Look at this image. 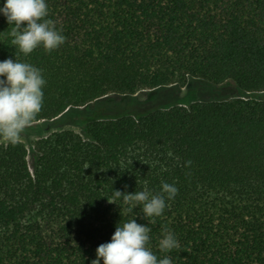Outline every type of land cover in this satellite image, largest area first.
<instances>
[{
    "label": "trees",
    "instance_id": "trees-1",
    "mask_svg": "<svg viewBox=\"0 0 264 264\" xmlns=\"http://www.w3.org/2000/svg\"><path fill=\"white\" fill-rule=\"evenodd\" d=\"M46 2L65 43L24 56L0 15V61L43 71L31 125L77 119L85 133L41 136L34 171L24 143L0 145V264H91L133 218L172 264H264V99L162 105L190 81L264 93V0ZM162 182L178 192L150 222L106 198ZM164 228L179 242L168 253Z\"/></svg>",
    "mask_w": 264,
    "mask_h": 264
},
{
    "label": "clouds",
    "instance_id": "clouds-1",
    "mask_svg": "<svg viewBox=\"0 0 264 264\" xmlns=\"http://www.w3.org/2000/svg\"><path fill=\"white\" fill-rule=\"evenodd\" d=\"M0 15L13 25L10 35L11 43L19 52L28 56L37 48L47 52L59 49L66 37L49 19L46 0H4L0 6ZM15 56V55H14ZM46 80L42 69L27 63L8 58L0 61V140L16 145L25 130L31 126L41 112L44 102ZM127 187V186H125ZM178 192L174 184L162 182L161 191L153 194L142 190L133 193L113 190L109 203L120 201L128 206L131 212L141 208L144 219L160 217L167 204ZM151 229L147 224L137 223L135 218L116 227L111 240L100 244L96 249V259L91 264H172L169 257L158 259L148 247ZM163 236L159 240V250L168 253L179 247L175 234L162 229Z\"/></svg>",
    "mask_w": 264,
    "mask_h": 264
},
{
    "label": "rangeland",
    "instance_id": "rangeland-1",
    "mask_svg": "<svg viewBox=\"0 0 264 264\" xmlns=\"http://www.w3.org/2000/svg\"><path fill=\"white\" fill-rule=\"evenodd\" d=\"M167 100L162 103V105H170L178 102H189L193 103L194 101H225L232 99H249V100H263L264 93H242L233 83H225L220 86H210L202 81H190L185 87L175 88L170 91V93H164ZM138 98L148 105L149 96L148 93H142L138 96ZM122 97H114V102L110 104V107H124L126 106V102L122 100ZM147 103V104H146ZM96 107H105L108 106V103L105 99L99 100L96 104ZM94 106V107H95ZM115 111H112L113 115ZM78 121L77 119H74ZM70 119L68 121L65 120L64 123H48L44 126L45 123H39L35 125L29 126L25 132L22 134V138L19 142L24 143L29 150V164L31 170L34 171L36 165V157L34 155V148L36 141L41 137L45 136L49 133L59 132L62 130H73L79 134L84 135V129L80 125H76L75 121ZM4 141L0 140V145H6Z\"/></svg>",
    "mask_w": 264,
    "mask_h": 264
}]
</instances>
